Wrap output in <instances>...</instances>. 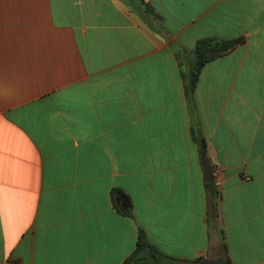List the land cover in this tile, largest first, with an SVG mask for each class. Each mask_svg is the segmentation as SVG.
Masks as SVG:
<instances>
[{
	"label": "crops",
	"instance_id": "crops-1",
	"mask_svg": "<svg viewBox=\"0 0 264 264\" xmlns=\"http://www.w3.org/2000/svg\"><path fill=\"white\" fill-rule=\"evenodd\" d=\"M207 38L242 43L187 98ZM140 230L264 264V0H0V264H126Z\"/></svg>",
	"mask_w": 264,
	"mask_h": 264
},
{
	"label": "trees",
	"instance_id": "trees-1",
	"mask_svg": "<svg viewBox=\"0 0 264 264\" xmlns=\"http://www.w3.org/2000/svg\"><path fill=\"white\" fill-rule=\"evenodd\" d=\"M145 14H148L150 20L157 21L159 18L152 12L150 8L147 7ZM160 28L153 27V31L159 33ZM242 43V39L235 40H219L213 38H207L199 40L193 51L192 59L186 74L183 75V80L185 83V94L187 98H190L195 90V85L197 84L198 77L202 67L218 58L225 55L226 53L233 50L238 44ZM200 155L202 162L205 161V145L201 142ZM123 214L130 215L129 210H123ZM136 249L133 251L132 255L127 259L126 264H200L203 258H197L194 260H180L171 257L161 250L159 251L155 246H153L143 231L138 232ZM226 251L225 245L223 247ZM225 259L229 261L225 253Z\"/></svg>",
	"mask_w": 264,
	"mask_h": 264
},
{
	"label": "water",
	"instance_id": "water-1",
	"mask_svg": "<svg viewBox=\"0 0 264 264\" xmlns=\"http://www.w3.org/2000/svg\"><path fill=\"white\" fill-rule=\"evenodd\" d=\"M117 206L120 210H126L127 205L123 203V200L117 203ZM200 264H231L230 261H227L224 258H217V259H203Z\"/></svg>",
	"mask_w": 264,
	"mask_h": 264
},
{
	"label": "built area",
	"instance_id": "built-area-1",
	"mask_svg": "<svg viewBox=\"0 0 264 264\" xmlns=\"http://www.w3.org/2000/svg\"><path fill=\"white\" fill-rule=\"evenodd\" d=\"M219 173H220V171L218 169H214L212 172V176L217 177Z\"/></svg>",
	"mask_w": 264,
	"mask_h": 264
}]
</instances>
